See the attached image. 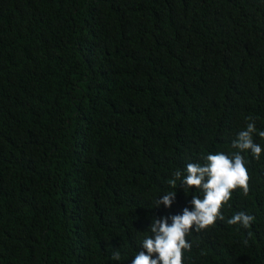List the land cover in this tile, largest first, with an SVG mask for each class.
I'll use <instances>...</instances> for the list:
<instances>
[{
	"label": "trees",
	"instance_id": "1",
	"mask_svg": "<svg viewBox=\"0 0 264 264\" xmlns=\"http://www.w3.org/2000/svg\"><path fill=\"white\" fill-rule=\"evenodd\" d=\"M249 122L264 150V0H0V264H132L153 217L203 198L174 172ZM241 155L248 194L183 264H264V151Z\"/></svg>",
	"mask_w": 264,
	"mask_h": 264
},
{
	"label": "clouds",
	"instance_id": "2",
	"mask_svg": "<svg viewBox=\"0 0 264 264\" xmlns=\"http://www.w3.org/2000/svg\"><path fill=\"white\" fill-rule=\"evenodd\" d=\"M255 132V123L249 122L232 143V147L239 151L231 155L224 152L209 153L202 156L205 163H188L185 173L180 170L174 172V178L168 181L173 189L177 188V180H180L186 191L196 186L203 193V198L192 196L191 209L185 207L182 214L153 217L149 226L152 235L140 242L143 250L138 252L132 264H183V253L192 247L185 239L186 234L191 235L193 229L200 232L210 225L214 226L217 220H224L221 208L230 200L234 189H241L244 195L248 194L249 173L241 152H251L256 160L260 159L264 150L254 142ZM258 135L264 138V131ZM175 196L176 190L168 191L155 200V206L163 204L171 208ZM254 221L255 216L239 211L227 219L226 223L250 229ZM120 258L119 251L113 253V260Z\"/></svg>",
	"mask_w": 264,
	"mask_h": 264
}]
</instances>
